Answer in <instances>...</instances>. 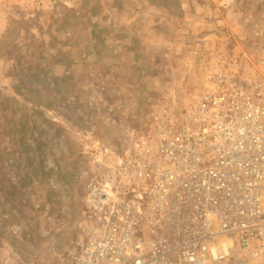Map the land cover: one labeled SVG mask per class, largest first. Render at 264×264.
<instances>
[{"label":"rangeland","instance_id":"1","mask_svg":"<svg viewBox=\"0 0 264 264\" xmlns=\"http://www.w3.org/2000/svg\"><path fill=\"white\" fill-rule=\"evenodd\" d=\"M6 1L0 264H76L93 178L123 171L162 109H188L232 58L264 72V0H100L82 7V44L66 54L74 32L60 28L54 46L36 21L84 0Z\"/></svg>","mask_w":264,"mask_h":264},{"label":"built area","instance_id":"2","mask_svg":"<svg viewBox=\"0 0 264 264\" xmlns=\"http://www.w3.org/2000/svg\"><path fill=\"white\" fill-rule=\"evenodd\" d=\"M241 60L93 178L76 264H264V72Z\"/></svg>","mask_w":264,"mask_h":264},{"label":"trees","instance_id":"3","mask_svg":"<svg viewBox=\"0 0 264 264\" xmlns=\"http://www.w3.org/2000/svg\"><path fill=\"white\" fill-rule=\"evenodd\" d=\"M10 0H7L6 4H9ZM95 4H91V0H84L83 2H81L80 4L70 7L68 6V4H64L63 3V15L61 17H55L54 12H52V14L47 13V17L41 18L39 17L36 21V23L39 25V29H42L44 26H46L47 30H46V35L48 34L51 37V41H53L52 45H56L57 44V40L58 38L55 37V34L57 33V31L61 28H63V30L67 31V30H72L74 32V36L67 38L65 37V42H64V49L62 51H60V53L62 54H66L65 51L67 49L72 50L71 48L74 47V44L78 43L77 46L79 44H82V38L78 37L76 38L75 36L79 35L80 31L83 29L82 28V23L84 22L85 17L88 15H84V13L81 11L82 7H86V5H88L89 7H92L93 9H97L98 6H100L99 8H102V5H100V0H94ZM15 20L16 23H20L19 21L16 20H20L18 18L13 19ZM22 21L25 22V25H32V21L31 20H23ZM23 22V23H24ZM99 28V25L97 23L93 24V32H95L96 29ZM96 38V37H95ZM55 42V43H54ZM83 42H86V39L83 40ZM88 44H94L93 42H88ZM87 44V45H88ZM80 48V45H79ZM66 49V50H65ZM74 91V90H73Z\"/></svg>","mask_w":264,"mask_h":264}]
</instances>
